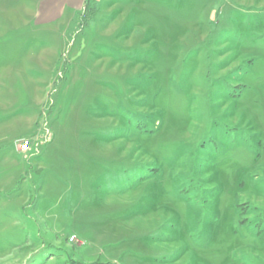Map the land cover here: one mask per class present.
Segmentation results:
<instances>
[{"label": "rangeland", "instance_id": "rangeland-1", "mask_svg": "<svg viewBox=\"0 0 264 264\" xmlns=\"http://www.w3.org/2000/svg\"><path fill=\"white\" fill-rule=\"evenodd\" d=\"M0 0V264H264V0Z\"/></svg>", "mask_w": 264, "mask_h": 264}, {"label": "crops", "instance_id": "crops-1", "mask_svg": "<svg viewBox=\"0 0 264 264\" xmlns=\"http://www.w3.org/2000/svg\"><path fill=\"white\" fill-rule=\"evenodd\" d=\"M83 0H40L39 7L36 9L37 16L44 21H53L59 15L60 10L64 8V6L77 5L81 6Z\"/></svg>", "mask_w": 264, "mask_h": 264}]
</instances>
